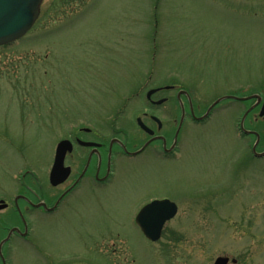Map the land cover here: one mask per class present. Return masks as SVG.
I'll return each instance as SVG.
<instances>
[{"label": "rangeland", "instance_id": "rangeland-1", "mask_svg": "<svg viewBox=\"0 0 264 264\" xmlns=\"http://www.w3.org/2000/svg\"><path fill=\"white\" fill-rule=\"evenodd\" d=\"M172 78L185 80L202 108L225 94L224 85L245 90L252 83L248 89L263 93L264 0H45L28 34L0 47L6 264H214L220 256L264 264V158L233 168L235 155L245 161L233 131L245 104L229 100L203 128L190 125L177 162L121 160L108 188L72 197L57 215L28 210L26 238L9 229L25 232V202L19 199V215L15 197L25 183L36 191L47 185L46 169L68 121L82 119L111 137L106 122L117 117L143 138L130 116L144 101L131 95ZM126 104L129 116H119ZM260 111L248 118L255 146L256 132L262 135L259 152ZM145 193L180 204L157 242L130 224Z\"/></svg>", "mask_w": 264, "mask_h": 264}, {"label": "flooded vegetation", "instance_id": "flooded-vegetation-1", "mask_svg": "<svg viewBox=\"0 0 264 264\" xmlns=\"http://www.w3.org/2000/svg\"><path fill=\"white\" fill-rule=\"evenodd\" d=\"M149 84H146L145 88L134 91L131 95L134 98H140L141 95V99L144 101L143 108H139L130 116V121L142 133L143 138H140L133 131V127L129 131L128 126L125 124L126 121L116 120L117 117L109 123L106 122L110 128H113L111 137L110 134L90 128L82 119L67 122L66 130L62 133V138L58 144L65 140L70 142L71 149L66 151L63 163L64 167L69 169V176L57 186L50 183L49 175L55 160L57 144L51 167H48V170L46 169L48 173L46 174L47 178H45L48 182L47 185L42 186L39 184L40 190L36 191L32 188L33 186L30 187L25 183V189L23 188L22 192L15 197V213L19 215H21L19 199L22 198L21 200L25 202V232L16 225L9 226L10 231L14 230L13 235L26 238L29 234L26 231V226L29 225L26 219L28 210H37L47 216L57 215L63 212L72 197L88 195L89 192L94 194L108 188L120 172L121 160H139L142 162L150 160L153 164L165 163L168 165L177 162L184 155L183 151L187 144L190 125L196 126L195 128H203L223 100L243 102L245 105L243 108L241 107V110L243 116L247 115L244 123L243 116L238 122L235 120L233 122L234 136L241 141L245 149V152H237L245 161L239 164V161L242 160L235 155L233 168L237 169L238 166H245V162L249 166L253 158H264V151H258L262 135L260 132H256L258 133L259 145L255 146L253 139L256 130H254L253 119H248L254 108L259 107V110L262 109L264 92L260 94L248 89L252 87V83H247L245 90H241V88L240 90L236 88L229 89L228 87L225 88V85L220 86V89L222 88L226 92L219 98H227L212 108V104L217 99L204 108L195 104L192 100V90L185 80L172 78L166 83L151 88H148ZM143 95L144 97H142ZM254 95H260L262 99L258 101L257 98L253 97ZM256 102L257 105L255 106ZM126 107L127 104L122 107L119 116H129ZM158 112H163L162 116L158 115L160 114ZM133 132L137 134V138L131 136ZM51 190L56 192L51 193ZM139 197H144V200L138 203L139 205L131 217L133 223L130 224L134 225L139 234L148 239L136 220L140 211L153 201L169 199L175 202L178 207L174 219L178 215L180 204L178 205V202L165 195L157 196L145 193ZM20 218L23 220V217ZM131 219L129 220L131 221ZM173 219L168 220L165 226ZM155 221L156 219H150L151 223Z\"/></svg>", "mask_w": 264, "mask_h": 264}, {"label": "water", "instance_id": "water-1", "mask_svg": "<svg viewBox=\"0 0 264 264\" xmlns=\"http://www.w3.org/2000/svg\"><path fill=\"white\" fill-rule=\"evenodd\" d=\"M43 2L44 0H0V46L14 43L33 27L40 16ZM260 115L264 116V105ZM70 149L69 141H63L58 146L56 160L50 175L53 185L61 183L69 173L68 168L63 167V160L66 151ZM3 207L5 205H0V209ZM145 209H150V211L146 212ZM176 213L175 203L169 200L154 201L140 212L137 221L145 235L152 241H157L161 237L165 222L173 218ZM150 219H156V221L151 223ZM1 247L2 244L0 252ZM236 262L237 260H234V263ZM228 263L229 257L220 256L214 264Z\"/></svg>", "mask_w": 264, "mask_h": 264}, {"label": "snow or ice", "instance_id": "snow-or-ice-1", "mask_svg": "<svg viewBox=\"0 0 264 264\" xmlns=\"http://www.w3.org/2000/svg\"><path fill=\"white\" fill-rule=\"evenodd\" d=\"M146 212L150 211V209H145Z\"/></svg>", "mask_w": 264, "mask_h": 264}]
</instances>
